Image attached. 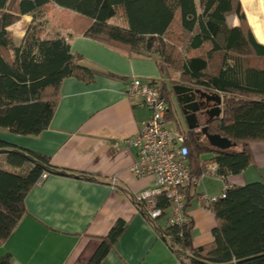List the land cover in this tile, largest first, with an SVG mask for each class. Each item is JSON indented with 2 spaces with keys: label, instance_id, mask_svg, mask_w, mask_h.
Masks as SVG:
<instances>
[{
  "label": "trees",
  "instance_id": "trees-1",
  "mask_svg": "<svg viewBox=\"0 0 264 264\" xmlns=\"http://www.w3.org/2000/svg\"><path fill=\"white\" fill-rule=\"evenodd\" d=\"M200 6L201 12L195 0H0V127L37 136L50 126L65 78L94 81L98 72L71 50L74 35L155 59L161 77L153 82L162 84L168 99V122L188 135L186 158L192 174L200 177L215 164L220 178L229 184L226 197L205 203L216 219L211 242L194 244V221L186 210L196 185L185 187L188 222L158 225L157 230L182 264H264V182L229 181L255 163L253 144L264 142V44L256 39L240 0H200ZM26 14L33 16V22L16 45L11 26ZM231 14L238 16V26L228 24ZM57 25L71 33L53 32ZM177 85L222 95V114L207 128L235 146L215 148L201 128L189 129ZM0 153L18 169L0 167V243H5L26 215V198L44 173L75 174L56 167L48 155L2 139ZM155 198L163 214L151 219L146 201L134 195L141 213L154 226L166 222L171 208L164 193ZM127 225L123 219L117 221L87 264H102ZM0 264L16 263L7 253L0 256Z\"/></svg>",
  "mask_w": 264,
  "mask_h": 264
},
{
  "label": "crops",
  "instance_id": "crops-1",
  "mask_svg": "<svg viewBox=\"0 0 264 264\" xmlns=\"http://www.w3.org/2000/svg\"><path fill=\"white\" fill-rule=\"evenodd\" d=\"M240 1L256 39L264 44L257 33L259 30L264 36L260 1L251 0L250 10ZM195 3L201 12L200 0ZM250 12L258 28L253 26ZM32 22L33 16L26 14L11 26L16 45L22 43ZM227 22L231 27L240 24L236 14L229 15ZM53 32L68 36L71 30L57 25ZM70 43L73 52L82 54V63L98 72L94 81L65 78L46 130L27 136L0 127V139L48 155L56 167L75 175L51 173L32 189L26 198L27 213L11 237L0 243V256L10 253L16 264H87L103 237L123 219L127 228L102 264H182L156 228L166 222L154 226L134 200L135 194L156 187V181L154 177L139 178L132 171L137 148L128 140L144 127L151 112L142 98L128 97L127 88L134 76L145 81L161 77L155 59L129 55L80 34L70 37ZM254 144V167L231 176V184L250 183L249 170H264V142L256 143L261 144L258 148ZM0 167L18 170L8 164L4 153H0ZM225 184L223 179L207 175L191 191L195 197L186 211L194 221L197 246L213 240L216 225L214 213L199 195L219 196Z\"/></svg>",
  "mask_w": 264,
  "mask_h": 264
},
{
  "label": "built area",
  "instance_id": "built-area-1",
  "mask_svg": "<svg viewBox=\"0 0 264 264\" xmlns=\"http://www.w3.org/2000/svg\"><path fill=\"white\" fill-rule=\"evenodd\" d=\"M127 95L130 98H142L151 115L144 127L128 140L137 148V159L132 166L133 173L139 178L154 177L156 187L135 194L138 201H146L147 215L151 219L162 216L163 210L157 207L156 195L164 193L171 202L170 214L166 219L167 225H183L189 218L185 212L187 192L185 187L198 185L207 175L220 178L215 164L200 177L191 172L187 155V133L168 122V99L159 82L145 81L141 77L131 78ZM44 173L39 180L41 184L48 176ZM222 178V177H221ZM225 187L221 195L202 193L199 200L204 204L216 202L226 197Z\"/></svg>",
  "mask_w": 264,
  "mask_h": 264
},
{
  "label": "water",
  "instance_id": "water-1",
  "mask_svg": "<svg viewBox=\"0 0 264 264\" xmlns=\"http://www.w3.org/2000/svg\"><path fill=\"white\" fill-rule=\"evenodd\" d=\"M175 90L180 104L183 105L181 110L189 129L201 128L209 143L215 148L227 150L236 145L221 134L209 133L207 126L201 127L200 114H211L208 123L221 116L223 98L219 92L187 85H177Z\"/></svg>",
  "mask_w": 264,
  "mask_h": 264
},
{
  "label": "rangeland",
  "instance_id": "rangeland-1",
  "mask_svg": "<svg viewBox=\"0 0 264 264\" xmlns=\"http://www.w3.org/2000/svg\"><path fill=\"white\" fill-rule=\"evenodd\" d=\"M260 1V5H261V7H262V10L264 11V0H259ZM243 2L246 4V6L249 8V10H250V8H251V0H243ZM264 14V13H263ZM263 18H264V16H263ZM250 20H251V22L253 23V26L255 27V28H258V26H257V21L255 20V17L251 14V12H250ZM114 21L116 22V23H123L124 21H123V19H121V18H115L114 19ZM257 33H258V35H259V37H260V39H262L263 41H264V36L262 35V34H260V32H259V30H257ZM252 61H254V58H252ZM256 62V61H255ZM261 63V62H260ZM262 65H264V61L262 62ZM173 101H174V110L176 111V105H177V100H176V98H175V96H173V99H172ZM183 117V116H182ZM184 118V117H183ZM184 122H185V120H184ZM259 145H261V144H254V146L256 147V148H258L259 147ZM210 155V154H209ZM252 167H254V164L252 165ZM251 169H255V168H251ZM252 171H254V172H252ZM248 174V178H249V181L248 182H252V181H255V180H261V181H263L264 182V170H262L261 172L260 171H258V170H249L248 172H247ZM220 180V179H219ZM252 180V181H251ZM212 195V194H211Z\"/></svg>",
  "mask_w": 264,
  "mask_h": 264
},
{
  "label": "flooded vegetation",
  "instance_id": "flooded-vegetation-1",
  "mask_svg": "<svg viewBox=\"0 0 264 264\" xmlns=\"http://www.w3.org/2000/svg\"><path fill=\"white\" fill-rule=\"evenodd\" d=\"M183 105H181L182 107ZM211 116V114H200V122H201V127L203 126H207V121L209 119V117Z\"/></svg>",
  "mask_w": 264,
  "mask_h": 264
}]
</instances>
